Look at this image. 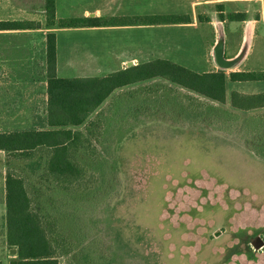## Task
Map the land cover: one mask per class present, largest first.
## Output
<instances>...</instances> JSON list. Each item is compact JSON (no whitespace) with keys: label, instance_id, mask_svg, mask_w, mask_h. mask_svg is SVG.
I'll list each match as a JSON object with an SVG mask.
<instances>
[{"label":"rangeland","instance_id":"obj_1","mask_svg":"<svg viewBox=\"0 0 264 264\" xmlns=\"http://www.w3.org/2000/svg\"><path fill=\"white\" fill-rule=\"evenodd\" d=\"M126 20L157 17L112 21ZM164 31L134 32L138 46L151 37L160 48ZM191 37L195 42L185 35L180 49L175 38L169 42L170 58L188 67L204 53ZM118 39L112 30L60 34L74 53H87L72 61L94 68L97 58L101 65L99 51L117 48ZM90 121L101 127L93 128L89 148L80 151L87 174L79 186L46 180L35 161L0 152V171L30 177L33 207L50 216L54 237L68 244L60 264H264V247L253 244L264 240L263 113L231 108L156 77L109 96L75 129L86 133ZM14 260L22 263L18 250L12 253L0 237V261Z\"/></svg>","mask_w":264,"mask_h":264},{"label":"crops","instance_id":"obj_2","mask_svg":"<svg viewBox=\"0 0 264 264\" xmlns=\"http://www.w3.org/2000/svg\"><path fill=\"white\" fill-rule=\"evenodd\" d=\"M45 3L46 0H0V22L28 25L26 28L0 29L1 132L13 131L3 130L5 126L46 127V36L50 31L56 33L57 75L65 78L103 77L155 59H167L188 67L176 58H170V47L174 46L169 42L175 38L176 49H180L185 35L191 43L194 41L191 36H194L198 44L203 45L204 53L198 59V65L188 68L197 72L225 71L226 104L240 111L264 114V106L243 110L232 105L233 93H264V77L249 80L230 77L234 72L264 74V8L259 7L264 5V0H56V22L51 28H48ZM229 13H244L245 19L230 20ZM137 16L157 17V20L145 23L112 21ZM89 17L111 22H104L102 26H58L63 19ZM89 29L112 30L119 35L117 48L99 51L102 59L101 65L96 59L97 68L85 61H72V56L77 58L79 55L84 60L87 53H74L76 47L73 48L71 42L62 44L60 41L63 32ZM138 29L165 30L167 35L160 37V48L153 47L151 37L141 38L145 45L142 47L138 46L134 32ZM168 29H181L185 34L171 37ZM18 129L25 128L15 130ZM6 177L7 169L0 171V237H5L8 244Z\"/></svg>","mask_w":264,"mask_h":264},{"label":"trees","instance_id":"obj_3","mask_svg":"<svg viewBox=\"0 0 264 264\" xmlns=\"http://www.w3.org/2000/svg\"><path fill=\"white\" fill-rule=\"evenodd\" d=\"M48 28L56 22V0H46ZM224 17V15H221ZM230 20L245 19L244 13H229ZM105 20L98 17L69 18L59 21V27L102 26ZM85 23L86 25H79ZM90 23V24H89ZM23 22H0V29L26 28ZM48 115L46 127H31L8 132L0 131V150L22 161L39 164L46 180L62 186L81 185L87 169L81 150H86L101 127V121H90L86 133L75 129L89 120L101 104L118 88L162 77L183 88L226 103L225 71L197 72L167 59H155L130 66L103 77L65 78L57 75L56 33L46 36ZM234 80L264 77V74L234 72ZM232 105L243 110L264 106V93L245 95L233 93ZM29 164V163H28ZM35 168L34 166H31ZM42 174V176H43ZM43 178V177H42ZM29 176L8 169L7 191V239L10 249L16 248L21 264H60L59 258L70 248L63 239L54 237V223L40 208H34L33 192L29 188ZM0 264L2 262L0 261Z\"/></svg>","mask_w":264,"mask_h":264},{"label":"water","instance_id":"obj_4","mask_svg":"<svg viewBox=\"0 0 264 264\" xmlns=\"http://www.w3.org/2000/svg\"><path fill=\"white\" fill-rule=\"evenodd\" d=\"M253 244L256 248H262L264 247V240L262 237H257L254 241ZM12 253H15L17 251L16 248L11 249ZM12 264H19L18 260H14Z\"/></svg>","mask_w":264,"mask_h":264}]
</instances>
